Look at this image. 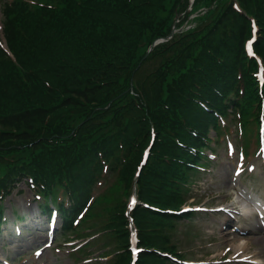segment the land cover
Segmentation results:
<instances>
[{"label":"trees","instance_id":"16d2710c","mask_svg":"<svg viewBox=\"0 0 264 264\" xmlns=\"http://www.w3.org/2000/svg\"><path fill=\"white\" fill-rule=\"evenodd\" d=\"M62 1L48 7L18 0L5 7V34L16 60L0 47V157L13 154L17 164L30 155L28 164L45 165L70 152L88 179L85 147L96 141L105 144L106 152L108 145L117 147L119 130L110 129L119 125L120 116L126 120L137 115L140 120L125 127L127 151L132 154L137 143L131 146L132 139L152 124L163 134L167 117L179 119L183 126L189 118L197 123V117L206 115L202 106L196 113L190 104L195 90L186 89L188 78L207 87L214 78L240 86L238 65L250 30L249 17L255 16L260 25L256 47L264 55V0H235L245 15L234 9L233 0H198L197 4L215 2L216 7L191 34L155 47L147 58L143 56L148 45L170 30L174 8L182 0ZM169 6L170 14L164 16ZM142 72L144 78L139 77L138 83L144 95L139 106L130 87L131 79ZM242 82L249 91L257 83L249 71ZM164 146L159 141L156 153ZM91 155L95 157L96 150ZM0 165L8 166L5 159H0ZM171 167L163 161L152 163V175L158 180L152 184L142 177L141 193L146 199L178 206L180 198L169 195L168 178L158 170L163 168L169 175ZM137 216L144 229L171 220L167 214L144 208L138 209ZM164 232H145L143 242L159 246L168 240L163 239ZM153 259L154 254L144 253L141 264Z\"/></svg>","mask_w":264,"mask_h":264},{"label":"rangeland","instance_id":"374dc122","mask_svg":"<svg viewBox=\"0 0 264 264\" xmlns=\"http://www.w3.org/2000/svg\"><path fill=\"white\" fill-rule=\"evenodd\" d=\"M2 14L0 11V20ZM1 23V22H0ZM254 131L256 128L254 127ZM237 144H240L239 138H237V134L233 133L230 136ZM254 138V145L251 147L252 152H256L257 150V137H255L254 133L251 136ZM216 156L218 155V159L215 160L216 162L210 164L208 166V170L205 171L207 174H203L204 178L199 181V185L195 186V192L199 190L200 197H210L204 198L201 203L205 201H210L213 197L218 196V201L212 203V206H215L219 201H223L227 196L233 194V198L237 201V194L234 193V188L237 187V191L241 189V187H246L251 182V187L259 193L260 198L264 200V158L257 156L256 154L250 158V162L256 165V169L253 173L248 172L242 177L241 181L233 180V169L236 167L240 160L239 153L233 157L232 149L231 151L228 150L225 143L222 146H218L216 149ZM251 178V181L249 182ZM239 185V186H237ZM241 186V187H240ZM24 185L21 184L19 188H17L14 193L10 196V198H14V203H9L6 209V212L11 215V206L14 205L21 209L24 206L33 207V196L28 191L22 194L21 188ZM239 193V192H238ZM27 196V197H26ZM112 196L111 193L106 194L105 198L98 204V214H105L104 207L109 206L112 203ZM228 199V198H227ZM6 201V200H5ZM230 201H226L228 203ZM225 203V204H226ZM6 204V203H5ZM237 212L235 213V218L233 221H226L225 217H221L220 214L216 213L215 215L209 213H197L195 216L194 221L190 225H183L182 230L183 236L180 235V245L181 248L184 249L183 251L187 252V255H184L183 258L192 259V260H208L207 263L202 264H236V261H229V262H213L214 260L218 259L220 256H223L226 251L232 245L234 239H226L225 233L229 228L241 229V232H237L242 236L244 235L242 232L249 231V221L246 216H243V212L241 209L235 208ZM215 221L216 226L212 225ZM232 224V226H229ZM254 227V226H253ZM251 239L249 241V245L246 246V251L249 254H252L253 259L257 260L258 263L255 264H264V227H258L257 230L253 233L248 235ZM28 237V235H27ZM33 241H30V244ZM240 241L237 240L235 243H239ZM242 244L243 241L241 242ZM4 242L0 241V255L2 257L8 256L10 259L13 258L12 264H49L47 260L50 258V263L52 264H70V260L65 256L66 252L60 253L59 256L56 255L54 250L46 251L44 254V259L41 263H38L35 259L33 252H24L27 247H24L27 243L25 241L24 246L22 243L15 242L14 239L9 240L7 245H3ZM230 252L225 256V258L232 257L235 253V249H229ZM24 252L23 254L19 255L20 253ZM19 255V256H18ZM26 255L25 258H20V256ZM204 255V256H203ZM241 264V263H240ZM254 264V263H253Z\"/></svg>","mask_w":264,"mask_h":264},{"label":"snow or ice","instance_id":"6c2138e0","mask_svg":"<svg viewBox=\"0 0 264 264\" xmlns=\"http://www.w3.org/2000/svg\"><path fill=\"white\" fill-rule=\"evenodd\" d=\"M252 167H254V165L252 166ZM235 171L236 172H240V171H242V169H235ZM135 200V197H133V201ZM221 207H223V206H221ZM40 254V251L38 250L37 251V255H39ZM239 255V254H238ZM244 259H249V257H244Z\"/></svg>","mask_w":264,"mask_h":264},{"label":"bare ground","instance_id":"6f19581e","mask_svg":"<svg viewBox=\"0 0 264 264\" xmlns=\"http://www.w3.org/2000/svg\"><path fill=\"white\" fill-rule=\"evenodd\" d=\"M235 247H236V250H238L239 251V248L240 247H243L241 244H239V245H235Z\"/></svg>","mask_w":264,"mask_h":264}]
</instances>
